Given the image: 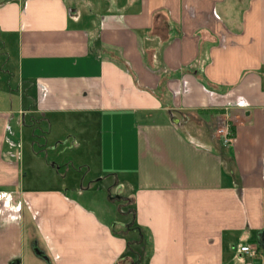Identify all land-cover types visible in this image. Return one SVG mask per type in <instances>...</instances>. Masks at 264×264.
I'll list each match as a JSON object with an SVG mask.
<instances>
[{"label": "crops", "instance_id": "obj_1", "mask_svg": "<svg viewBox=\"0 0 264 264\" xmlns=\"http://www.w3.org/2000/svg\"><path fill=\"white\" fill-rule=\"evenodd\" d=\"M0 47V264H264V0H0ZM42 121L82 186L24 173Z\"/></svg>", "mask_w": 264, "mask_h": 264}, {"label": "rangeland", "instance_id": "obj_2", "mask_svg": "<svg viewBox=\"0 0 264 264\" xmlns=\"http://www.w3.org/2000/svg\"><path fill=\"white\" fill-rule=\"evenodd\" d=\"M14 68V60L8 56L5 49L0 47V104L6 100L10 102L12 97H17L18 85L16 84L17 78ZM229 123L226 119L225 121L222 119L215 129L217 130ZM25 125H28V122H25ZM31 129L32 133L25 130L21 134V146L24 150L21 162L24 166V173L27 171L26 164L31 159L30 155L34 153L37 155V159L48 164L45 170L38 171L41 172V175L47 176L50 175L48 174L50 172L57 179V182L66 183L67 187L74 184L78 187L82 186L81 180L87 169L81 167L80 162L90 161L92 156L89 151H82L73 143L76 132L74 125L71 129L62 126L61 130H58L53 124L51 126L49 122L42 121L35 129L33 127ZM31 144L33 145L31 146ZM89 179L90 175L83 182V186L87 184ZM46 184L50 186L49 183ZM113 205L121 208V215L118 216V220L127 222L131 217L129 212L131 207L125 204L123 200H116Z\"/></svg>", "mask_w": 264, "mask_h": 264}, {"label": "built area", "instance_id": "obj_3", "mask_svg": "<svg viewBox=\"0 0 264 264\" xmlns=\"http://www.w3.org/2000/svg\"><path fill=\"white\" fill-rule=\"evenodd\" d=\"M216 134L220 138L223 145L230 144V142L232 140V133L230 131V125L229 124H225V125H223V127L218 128L216 130ZM239 250L241 252H251L252 254L255 253L254 250L250 249V247H248V246H241Z\"/></svg>", "mask_w": 264, "mask_h": 264}, {"label": "trees", "instance_id": "obj_4", "mask_svg": "<svg viewBox=\"0 0 264 264\" xmlns=\"http://www.w3.org/2000/svg\"><path fill=\"white\" fill-rule=\"evenodd\" d=\"M230 131H232V127L230 126Z\"/></svg>", "mask_w": 264, "mask_h": 264}, {"label": "water", "instance_id": "obj_5", "mask_svg": "<svg viewBox=\"0 0 264 264\" xmlns=\"http://www.w3.org/2000/svg\"><path fill=\"white\" fill-rule=\"evenodd\" d=\"M72 10H69L68 12L70 13Z\"/></svg>", "mask_w": 264, "mask_h": 264}]
</instances>
